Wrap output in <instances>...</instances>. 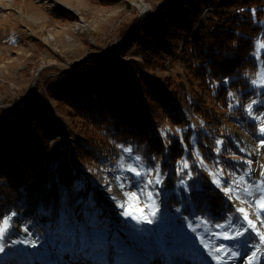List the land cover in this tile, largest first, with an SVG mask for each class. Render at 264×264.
I'll list each match as a JSON object with an SVG mask.
<instances>
[{"label": "rangeland", "instance_id": "rangeland-1", "mask_svg": "<svg viewBox=\"0 0 264 264\" xmlns=\"http://www.w3.org/2000/svg\"><path fill=\"white\" fill-rule=\"evenodd\" d=\"M164 5L178 7L183 22L191 23L190 10L183 4L179 5L177 0H60V4L46 0H0V117L32 93L46 100L54 112L55 133L51 143L68 145L72 164H79L82 170L79 173L84 175L78 177L76 183L83 192H87V182L92 186L85 199L82 192L71 213L62 212L55 219L43 213L27 219L22 213L23 207L9 210L7 216L11 217V227L0 238V244L4 246V252L13 257L14 264H32L33 259L45 262L57 258L65 247L73 246L80 239L86 242V251L70 259V264H157L154 263L157 259L162 264H172L169 255L178 244L203 251L213 264H236V258L243 254L248 257L253 252L256 257L252 264H264V244L260 243L257 233L249 229L243 219L244 214L238 211L244 208L249 219L256 222L258 231L264 233V210L257 203L264 196V178H259L261 169L256 165L255 158L258 149L261 151L259 159L264 164V145L260 144L264 134L259 131V125L264 124V87L251 82L259 79L256 73H264V51L261 50L264 36L260 32L254 36L253 55L257 69L248 75L253 95L246 102L233 96L228 107L240 106L242 109L240 114L231 118L227 116V108H220L209 98L202 82L194 78L188 64L183 62L182 42L185 38L194 39L198 22L211 31L215 25L222 24L220 20L241 9L229 7L217 10L204 5L198 22L191 31L183 34L182 40H168L169 52L143 63L142 54L130 40L132 35L141 36L136 33L140 29V20H145L151 13L161 14ZM144 6L147 8L141 11ZM249 9L254 20L263 25L264 6L260 16L255 15L254 6ZM123 43H126L124 50ZM101 55H115L143 63L144 78L156 97L163 99L164 95L177 94L175 102L187 117L190 113V124L188 118L187 124L163 125L165 130L180 138L182 129H191V148H186L185 153H191L192 160L186 159L184 153L174 167L177 179L173 192L177 200H172L171 193L164 188L166 175L161 169V158L144 161L142 154L129 145L117 144L112 152L106 153L105 167L95 165L90 169L87 166L85 170L81 167L82 163L75 154L77 144L90 134L85 132L72 109L52 100L47 88L61 82L76 67L89 66L88 59ZM253 101L250 116L246 106ZM194 109L197 112L195 117L192 115ZM243 133L251 138L248 144L240 136ZM200 134L209 136L214 143L207 155L209 160L197 149ZM217 140L222 143L217 145ZM217 147L219 151H216ZM125 148L130 151L125 152ZM194 153L199 154L203 164L199 163ZM137 156L141 158L139 161ZM185 159L189 168L178 173L177 169L181 168L178 162ZM192 161L232 207L223 219L210 218L208 211L204 212L193 204L188 179ZM129 164L142 170L159 166L162 183L152 186L158 205L152 224L126 219L113 199L123 200V192L142 187V182L138 183L134 174L127 170ZM117 177H120L119 181ZM217 179L227 183L218 186L214 182ZM120 183L125 185L124 189L118 187ZM115 187L121 190L122 195H115ZM223 187H230L231 191L225 193ZM95 190H101L110 200L114 205L112 210L105 211L99 205ZM82 200L83 220L76 216ZM218 224L221 227H217ZM237 231L243 232V235L235 237ZM225 232L234 238L224 239ZM249 232L256 237H249ZM221 244L225 247L219 253L215 252ZM233 251L237 253L235 257H231ZM213 255L221 256V260L212 259ZM62 258L68 259L65 255Z\"/></svg>", "mask_w": 264, "mask_h": 264}, {"label": "trees", "instance_id": "trees-1", "mask_svg": "<svg viewBox=\"0 0 264 264\" xmlns=\"http://www.w3.org/2000/svg\"><path fill=\"white\" fill-rule=\"evenodd\" d=\"M177 2L190 10V24L183 22L178 7L164 5L161 14L151 13L140 20L136 33L141 36L132 35L130 41L145 63L169 52V41L182 40L183 34L198 22L204 5L217 10L241 9L220 20L222 24L211 31L198 22L194 39L185 38L182 42L183 62L188 64L194 78L202 82L209 98L220 108H227V116L233 118L242 109L228 107L233 96L246 102L253 95L248 75L257 69L254 36L259 32L264 36V24L254 20L249 7L254 6L255 15L260 16L264 0ZM121 45L124 50L126 43ZM87 61L89 66L76 67L61 82L47 88L52 100L72 109L90 134L77 144L75 154L81 167L84 170L87 166L105 167L106 153L112 152L117 144L129 145L142 154L144 161L161 158V169L166 175L164 188L171 193L172 200H177L173 192L177 179L175 163L186 148H191L190 127L180 131L181 138L163 127L164 123L188 122L187 115L175 102L177 94L158 99L148 88L143 63L134 59L101 55ZM229 92L233 95L229 96ZM195 113L192 110L194 117ZM53 119L52 106L33 93L1 115L0 217L20 207L27 219L42 213L55 219L62 212L73 211L83 190L74 180L68 145L51 143L55 133ZM213 145L209 136L199 135L197 149L204 158L208 159ZM185 158L192 160L191 153H185ZM190 168L193 204L208 211L210 218L223 219L232 207L193 161Z\"/></svg>", "mask_w": 264, "mask_h": 264}, {"label": "snow or ice", "instance_id": "snow-or-ice-1", "mask_svg": "<svg viewBox=\"0 0 264 264\" xmlns=\"http://www.w3.org/2000/svg\"><path fill=\"white\" fill-rule=\"evenodd\" d=\"M262 51H264V44H262ZM256 76L259 79H253L251 82L253 85L264 87V73H256ZM233 93L229 92V96H232ZM255 103L254 101L250 104H248L246 107L249 110V115H252V104ZM231 106V105H230ZM264 115V114H262ZM180 131L179 129L177 130ZM259 131L264 134V124L259 125ZM217 145H220L222 142L220 140H217ZM260 144L264 145V140L260 141ZM125 152H129L130 149L125 148ZM216 151H219V147H217ZM196 155L198 161L200 164H203L204 161L200 159L198 153H194ZM141 158L139 156L136 157V160L139 161ZM181 164V168L177 169V172H181L183 169L189 168V162L188 160H182L178 162ZM249 164H251V161H248ZM121 168H124V165H121ZM127 170L132 172L134 176L137 178V182H142V187L138 188L136 191H125L123 192V196L125 199L118 200L116 197H113L114 200L117 202V206L121 209V215L124 216L126 219L130 218L131 220L135 221L136 223H146V224H152L153 218L157 216L158 213V205L155 199V192L153 190V185H159L162 183L161 179V173L159 170V166L157 165L155 169L153 168H147V169H141L140 167L133 166L131 164L127 165ZM188 175L191 176L192 173L188 172ZM261 175H264V171L261 172ZM118 181L120 180V177L116 178ZM183 182V181H182ZM215 183H217L218 186L221 185V183H227V181H221L219 179L214 180ZM118 187L121 189L125 188V185L123 183L118 184ZM111 190V188H110ZM222 190L225 193H229L231 191L230 187H223ZM231 198V197H229ZM258 206L261 210H264V196L260 197V199L257 201ZM146 209H149L146 211ZM239 212L243 213V219L247 221L249 229L256 232L259 241L261 244H264V233H261L258 231L256 222L252 219H249L248 213L245 211L244 208H239ZM13 216L15 213L12 214ZM11 217L9 216H3L0 217V238H2L5 233L10 229L11 225L9 223ZM217 227H221V225H216ZM26 232L28 231L27 228L24 229ZM243 235V232L237 231L235 232V237H240ZM224 239H233V236H230L228 232L223 233ZM27 242V241H26ZM35 242H33L34 245ZM207 248L208 246L205 245ZM225 246L221 244L218 248L215 249V252L219 253ZM5 248L2 244H0V253L4 252ZM237 255L236 252H231V257H235ZM256 257V253L253 252L250 256L247 257L248 264H252L253 259ZM212 259L216 261L221 260V256L219 255H213Z\"/></svg>", "mask_w": 264, "mask_h": 264}, {"label": "bare ground", "instance_id": "bare-ground-1", "mask_svg": "<svg viewBox=\"0 0 264 264\" xmlns=\"http://www.w3.org/2000/svg\"><path fill=\"white\" fill-rule=\"evenodd\" d=\"M7 1H11V0H7ZM47 2H54V3H59L60 4V0H46ZM147 7L144 6L141 11L145 10ZM76 27V26H75ZM242 140H244V142H246L247 144L249 142H251V138L247 137L246 134H240ZM251 147H253L252 144H250ZM259 147V146H255ZM255 156V155H254ZM256 165L258 167H260L261 171H259V178L263 179L264 175H261V172L264 171V164L262 163V159L261 158V151L256 149ZM74 166V171H75V175L77 176V178H82L84 177V175H81L79 172L76 171V169L78 167H80V165H75V163L73 164ZM90 190H92V186L90 184H86V195L85 197H87V194L90 192ZM114 193L116 196H120L122 195L121 190L118 187L114 188ZM95 198L97 200V202L99 203V205L102 206V208L105 211H109L112 210V207L114 206L113 204H111L110 200H107V197H105V195L103 194V192L101 190H95ZM84 197V199H85ZM83 199V200H84ZM83 200L82 202L78 205V208L76 210V216L78 219L83 220L82 216H83ZM109 202V203H108ZM42 212H45L44 210H42ZM256 237V235L253 232H249V237ZM87 245L86 242L82 241L81 239L76 241L73 246L71 247H65L63 249V252L60 256H58L57 258H53L50 259L48 261L45 262H40L36 259L32 260V264H70V259L77 257L80 255V253L82 251H86ZM30 255V254H28ZM65 255L68 259L67 260H63L62 256ZM169 257H171L172 259V264H213V262L205 256V253L203 251L200 250H194L191 249L187 246H184L182 244H178L173 251H171V254L169 255ZM154 259H151V261ZM154 263L157 264H162V261H159L158 259L155 260ZM235 263L236 264H248L247 261V257L246 254L241 255L239 258L235 259ZM0 264H14V260L13 257L9 254V253H5L2 252L0 253Z\"/></svg>", "mask_w": 264, "mask_h": 264}, {"label": "water", "instance_id": "water-1", "mask_svg": "<svg viewBox=\"0 0 264 264\" xmlns=\"http://www.w3.org/2000/svg\"><path fill=\"white\" fill-rule=\"evenodd\" d=\"M191 115H190V113H189V124L191 123V117H190ZM76 171L77 172H81L82 170H81V168L80 167H78L77 169H76ZM75 179L77 180V176L75 175ZM85 195H86V192H83V194H82V197H85Z\"/></svg>", "mask_w": 264, "mask_h": 264}]
</instances>
